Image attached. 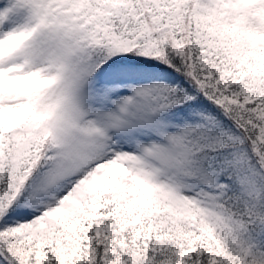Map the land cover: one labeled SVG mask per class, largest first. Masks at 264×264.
I'll return each mask as SVG.
<instances>
[{
	"label": "snow or ice",
	"instance_id": "1",
	"mask_svg": "<svg viewBox=\"0 0 264 264\" xmlns=\"http://www.w3.org/2000/svg\"><path fill=\"white\" fill-rule=\"evenodd\" d=\"M0 264H264V0H0Z\"/></svg>",
	"mask_w": 264,
	"mask_h": 264
}]
</instances>
